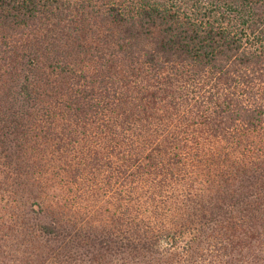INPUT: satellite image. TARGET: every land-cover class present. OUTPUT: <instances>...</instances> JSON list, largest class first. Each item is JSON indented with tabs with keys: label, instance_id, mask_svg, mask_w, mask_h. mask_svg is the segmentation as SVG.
<instances>
[{
	"label": "trees",
	"instance_id": "trees-1",
	"mask_svg": "<svg viewBox=\"0 0 264 264\" xmlns=\"http://www.w3.org/2000/svg\"><path fill=\"white\" fill-rule=\"evenodd\" d=\"M0 264H264V0H0Z\"/></svg>",
	"mask_w": 264,
	"mask_h": 264
}]
</instances>
